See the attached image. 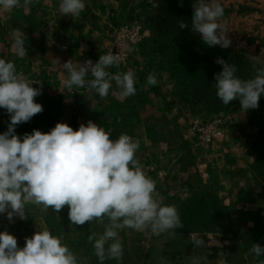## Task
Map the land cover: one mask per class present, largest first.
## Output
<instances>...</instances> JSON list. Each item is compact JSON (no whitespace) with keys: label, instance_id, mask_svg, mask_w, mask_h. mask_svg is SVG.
<instances>
[{"label":"rangeland","instance_id":"obj_1","mask_svg":"<svg viewBox=\"0 0 264 264\" xmlns=\"http://www.w3.org/2000/svg\"><path fill=\"white\" fill-rule=\"evenodd\" d=\"M84 2L85 9L75 18L61 15L60 0L0 8V58L14 62L18 73L30 81L43 84L42 94L35 97L43 111L17 125L15 134L22 138L33 130L47 133L57 123L77 130L91 120L113 140L128 134L138 141L136 159L156 182V194L164 204L176 206L184 227L161 236L124 229L118 233L122 260L104 264H193L202 255H212L204 247L222 241L223 261L259 264L264 256L255 257L250 249L257 243L264 246V95L258 108L246 112L239 100L224 105L216 96L214 75L222 71L217 58L235 64L242 79L254 75L252 56L264 61V0H218L224 8L221 23L232 41L226 49L208 47L192 31V5L197 0ZM124 21L139 24L143 40L128 61L107 70L113 74L132 70L136 94L121 98L114 81L105 98L89 88L66 89L62 64L69 59L78 65L97 62ZM181 21L188 27L179 28ZM58 28L66 36L60 46L53 40ZM17 30L25 40L23 57L13 47ZM150 73L157 84H147ZM210 119H221L223 134L213 143H202L193 125ZM9 123V114L0 108V134ZM25 211L27 219H6L0 228L15 236L19 247H24L26 237L47 228L78 258L100 264L87 236L102 233L103 225L95 221L72 225L67 206L58 214L33 204ZM194 238H203L205 246L195 247Z\"/></svg>","mask_w":264,"mask_h":264},{"label":"clouds","instance_id":"obj_2","mask_svg":"<svg viewBox=\"0 0 264 264\" xmlns=\"http://www.w3.org/2000/svg\"><path fill=\"white\" fill-rule=\"evenodd\" d=\"M38 2L0 0V8H27ZM85 6L84 0H60L59 12L75 18ZM192 8L191 29L201 41L208 47H230L232 41L221 23L224 8L218 0H197ZM178 26L188 27L182 21ZM13 47L17 56H25V40L19 30L13 33ZM133 50L128 48V52ZM251 60L254 75L249 79L237 75L235 64L222 58L215 61L222 65V71L214 75L217 98L224 105L239 100L243 112L258 108L264 95V61L259 56ZM119 63V54L112 51L100 55L95 63L87 60L78 65L69 59L62 64L67 72L63 85L66 89L89 88L105 98L114 81L121 98L133 96L137 89L132 70L114 74L107 71L119 67ZM89 74L92 79L87 80ZM33 83L41 87L34 88ZM147 84H157L154 73L148 75ZM42 87V82L30 81L18 73L14 62L0 58V108L10 116L7 131L0 134V214L6 213L9 221L14 217L24 220L28 218L27 204L40 206L43 212L51 208L57 214L67 206L72 225L93 221L103 225L102 233L93 231L87 236L100 264L122 260L123 245L118 233L124 229L151 236L173 235L175 229H182L176 206L164 204L156 194V182L136 159L139 143L130 135L121 134L113 140L108 131L91 120L77 130L67 123H57L47 133L33 130L22 138L15 134L17 125L43 111L35 101ZM193 244L204 247L205 241L194 238ZM250 254L264 256V246L253 244ZM0 264H88V260L78 258L59 236L45 228L26 237L22 248L14 235L0 232Z\"/></svg>","mask_w":264,"mask_h":264},{"label":"built area","instance_id":"obj_3","mask_svg":"<svg viewBox=\"0 0 264 264\" xmlns=\"http://www.w3.org/2000/svg\"><path fill=\"white\" fill-rule=\"evenodd\" d=\"M143 36V30L139 24L124 21L116 29L106 53L112 51L113 54H119V65H121L131 58V56L134 54L135 47L141 44ZM129 47L134 50L132 52H128ZM220 122L221 119L197 121L193 125V133L202 143H213L223 134V130L220 128ZM6 219V213L0 214V228H2Z\"/></svg>","mask_w":264,"mask_h":264},{"label":"crops","instance_id":"obj_4","mask_svg":"<svg viewBox=\"0 0 264 264\" xmlns=\"http://www.w3.org/2000/svg\"><path fill=\"white\" fill-rule=\"evenodd\" d=\"M62 26H60V29H62V31H64L63 28H61ZM66 36L62 35V32L59 31V28L57 29V32L54 33V36H53V40L55 42H58V46L61 45V43H64L65 42V38ZM116 85L114 86V90L116 89ZM223 235V234H221ZM224 243V241H222ZM222 243V244H223ZM222 244L221 245H217V246H208V247H204V251H209V252H212V255L210 256H206V255H202L200 261H199V264H208V262H210L211 264H233V259H229L226 261H223V257L221 255V253L224 251L223 248H222ZM222 249V250H219V249ZM221 253H220V252ZM229 257V256H228Z\"/></svg>","mask_w":264,"mask_h":264}]
</instances>
